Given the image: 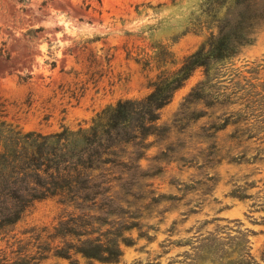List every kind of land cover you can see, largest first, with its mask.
Instances as JSON below:
<instances>
[{
    "label": "rangeland",
    "instance_id": "rangeland-1",
    "mask_svg": "<svg viewBox=\"0 0 264 264\" xmlns=\"http://www.w3.org/2000/svg\"><path fill=\"white\" fill-rule=\"evenodd\" d=\"M198 2L0 0L3 136L49 133L61 125L86 130L118 100L143 97L160 70L178 67L207 35L193 25ZM161 50L165 60L157 56ZM218 70H211L218 73L211 90L231 103L192 104L190 110L205 114L174 126L184 97L205 78L196 69L160 111L168 137L140 159L144 169H161L146 179L156 193L176 199L161 200L143 218L153 226L150 239L134 230L135 244L118 262L95 264H218L212 253L221 242V263L249 247L264 264V20ZM169 144L176 152L155 158ZM234 188L246 197L233 196ZM56 212L52 202H38L21 223L48 224ZM43 264L71 263L49 258Z\"/></svg>",
    "mask_w": 264,
    "mask_h": 264
},
{
    "label": "trees",
    "instance_id": "trees-1",
    "mask_svg": "<svg viewBox=\"0 0 264 264\" xmlns=\"http://www.w3.org/2000/svg\"><path fill=\"white\" fill-rule=\"evenodd\" d=\"M198 10L193 25L207 31L199 47L175 69L160 70L143 97L118 100L86 130L61 125L49 133L9 130L11 134L3 136L5 122L0 120V264H43L49 258L71 264L116 263L124 248L135 244L134 230L151 238L153 226L144 225L143 218L161 200L176 199L156 193L146 181L161 169H144L140 163L151 145L168 137L170 126L160 121L161 109L198 68L205 78L184 97L174 126L183 128L184 120L205 114L190 110L192 104L231 103L228 95L211 90L218 74L211 70L230 62L264 20L262 0H199ZM166 53L161 50L157 56L165 60ZM3 107L0 103V112ZM226 124L227 119L215 129ZM174 152L169 144L155 158ZM231 194L246 197L240 188ZM42 201L56 208L53 220L22 224ZM218 244L212 253L218 264H259L249 247L239 249L237 260L221 263L225 252L223 243Z\"/></svg>",
    "mask_w": 264,
    "mask_h": 264
}]
</instances>
